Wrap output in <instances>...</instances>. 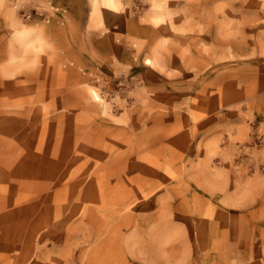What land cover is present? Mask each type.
Instances as JSON below:
<instances>
[{"label": "rangeland", "instance_id": "1", "mask_svg": "<svg viewBox=\"0 0 264 264\" xmlns=\"http://www.w3.org/2000/svg\"><path fill=\"white\" fill-rule=\"evenodd\" d=\"M0 264H264V0H0Z\"/></svg>", "mask_w": 264, "mask_h": 264}]
</instances>
